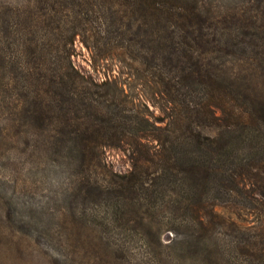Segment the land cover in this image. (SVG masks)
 Returning a JSON list of instances; mask_svg holds the SVG:
<instances>
[{"label":"trees","instance_id":"obj_1","mask_svg":"<svg viewBox=\"0 0 264 264\" xmlns=\"http://www.w3.org/2000/svg\"><path fill=\"white\" fill-rule=\"evenodd\" d=\"M89 1L97 8L102 37L88 33L81 42L92 71L102 73L100 82L73 63V38H67L60 62L53 54L61 38L57 28L46 29L52 8L45 9L46 18L35 8L24 17L23 33L31 37H21V63L37 61L46 51L61 66L62 72L38 76V85L47 87L44 98L30 92L34 113L45 112L56 123L59 137L52 144H68L66 157L84 170L93 158L99 161L101 148L129 150V169L108 170L97 193L105 189L102 194L127 200L135 212L153 201L152 208L160 207L158 197L170 195L171 206L172 199L197 197L199 188L198 201L206 204L191 222L198 224L201 240L222 220L206 202L217 195L235 200L252 192L264 210V96L243 87L245 79L257 84L264 75V0H246L214 23L199 0L82 3ZM39 34L48 41H38ZM32 75L27 70L24 77ZM244 130L261 137L252 156L229 142ZM261 224L262 233L249 237L241 253L264 264Z\"/></svg>","mask_w":264,"mask_h":264},{"label":"rangeland","instance_id":"obj_2","mask_svg":"<svg viewBox=\"0 0 264 264\" xmlns=\"http://www.w3.org/2000/svg\"><path fill=\"white\" fill-rule=\"evenodd\" d=\"M199 1L211 10L213 23L225 11L246 6V0ZM33 8L43 18L45 9L54 10L46 29L60 30L53 52L58 61L71 37L75 66L98 82L103 78L92 71L90 52L81 42L88 33L102 37L94 2L0 0V264H263L241 253L249 237L262 233L264 210L256 202L257 194L207 200L223 221L212 224L210 236L201 240L198 224L191 222L205 203L198 201L199 188L197 197L172 199V206L170 195L158 197L155 204L160 207L152 208L153 201L151 208L135 212L127 200L102 194L105 189L97 193L99 182L109 178L108 170L129 169V150L101 148L99 161L93 158L84 170L66 157L68 144H52L59 137L56 123L45 112L34 113L30 92L44 98L47 87L38 85V76L62 72L61 66L46 51L37 61L24 63L18 53L25 36L24 17L30 18ZM36 39L48 41L41 34ZM87 44L90 47L92 41ZM27 70L34 73L28 81ZM243 87L264 96V75L257 84L245 79ZM152 115L159 112L153 110ZM37 116L43 120L33 119ZM260 139L244 130L229 142L239 152L250 149L252 156ZM216 254L221 259H213Z\"/></svg>","mask_w":264,"mask_h":264}]
</instances>
